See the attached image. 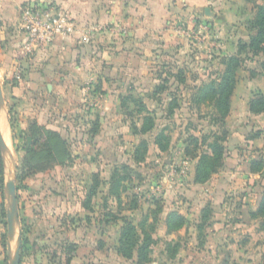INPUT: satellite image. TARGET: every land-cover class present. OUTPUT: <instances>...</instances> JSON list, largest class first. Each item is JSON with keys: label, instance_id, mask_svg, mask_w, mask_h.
Instances as JSON below:
<instances>
[{"label": "rangeland", "instance_id": "1", "mask_svg": "<svg viewBox=\"0 0 264 264\" xmlns=\"http://www.w3.org/2000/svg\"><path fill=\"white\" fill-rule=\"evenodd\" d=\"M192 41L185 52L158 64L159 68L154 71L159 81L158 92L154 89L153 101L148 106L142 103L145 111L137 104H126L123 115L128 125L140 127L147 111V116L154 120V130L144 136H135L131 147L123 145L115 155L120 158L112 165L73 167L70 162L54 166L43 157L31 158L32 155L24 152L28 142L18 138L20 134L16 131L15 144L23 150L11 146L9 125L5 121L11 159L4 156L0 176V264H8L17 246L18 233L21 239L25 233L29 240L24 245L21 240L20 261L23 264H135V253L131 260L115 254L124 226L123 218L135 226L145 224L152 238L150 260L146 264H264V236L260 230L261 220L256 215L264 190V147L256 134L264 136V113L250 115L247 108V100L252 95L264 92L259 60L248 59L245 53L232 55L231 40L224 45L229 51L221 57L218 54L221 45L214 34L206 42ZM230 58L241 61V65L235 72L238 84L230 98V112L222 117L215 102L205 99L201 89L203 85L220 81ZM2 106L8 122L18 127L13 110ZM2 117L3 113L0 121ZM161 131L169 140V143L162 140L163 145L168 143L165 152H160L153 143ZM29 132L30 125L22 131L26 137ZM223 132L227 133V138L220 144L224 147L221 169L211 174L204 184L192 183L199 160L210 157V147L223 137ZM234 132L239 135L237 142L232 137ZM41 136L47 138L43 133ZM120 139L122 136L117 141ZM143 140L148 144L145 157L143 161L134 162L132 154L137 153L138 160L144 154L142 150L139 154L135 150ZM4 150H8L7 146ZM253 160L263 162L262 169L255 174L249 169ZM29 163H35L38 171L31 172ZM69 173L81 176L83 183H65L62 178ZM11 174L15 175L16 187L15 233H8L6 220L5 181ZM46 175L51 179L44 182ZM112 175L115 179L111 183L103 181ZM38 178L42 182L34 184ZM40 184L43 185L41 190L45 187L53 195L60 196L66 191L84 193L82 205H89L91 209L84 206V213L80 215H67L54 209L44 213L38 204L37 208L29 204L25 209L23 201H32ZM110 188L112 195L109 196ZM93 190H96L95 195L90 197ZM57 201H50L55 208ZM157 209L164 210L165 214L189 210L194 214L192 219L199 220L201 228L193 231L185 227L179 233L166 235L164 213L154 214ZM82 221L87 224L101 221L106 226L77 230L74 225ZM83 233L84 238L81 237ZM76 240L79 242L75 243ZM71 248L74 250L67 263V252Z\"/></svg>", "mask_w": 264, "mask_h": 264}, {"label": "crops", "instance_id": "2", "mask_svg": "<svg viewBox=\"0 0 264 264\" xmlns=\"http://www.w3.org/2000/svg\"><path fill=\"white\" fill-rule=\"evenodd\" d=\"M258 4V0H0V116L4 114L8 126L2 105L9 106L19 134L30 123L56 133L66 142L73 167L112 165L120 158L115 155L123 145L134 144L132 125L123 115L127 107L122 104L140 101L148 106L153 101L152 92L159 84L154 76L158 64L185 52L192 40L199 43L213 34L221 45V57L229 51L224 49L228 40L232 55H236L239 43L248 44L253 34L247 23L254 18V6ZM26 5L68 14L77 25L76 33L58 37L44 50L25 57L20 21ZM86 32L88 43L82 40ZM16 72L20 73L19 80L14 77ZM8 129L12 146L16 140ZM238 136L232 133L236 142ZM48 178L46 175L43 181ZM62 180L83 183L81 176L70 173ZM38 181L42 179L34 184ZM42 186L33 193L32 201H23L25 209L31 204L44 213L50 209L67 215L84 213V193L66 191L58 196L45 187L41 190ZM52 199H58L56 208ZM175 211L187 220L188 230L199 229L200 222L192 219L191 211ZM35 225L38 228L40 224ZM70 226L67 223L68 229ZM74 226L77 230H93L106 225L82 221Z\"/></svg>", "mask_w": 264, "mask_h": 264}, {"label": "trees", "instance_id": "3", "mask_svg": "<svg viewBox=\"0 0 264 264\" xmlns=\"http://www.w3.org/2000/svg\"><path fill=\"white\" fill-rule=\"evenodd\" d=\"M259 4L254 6L255 15L254 18L247 23V28L253 34L249 37L248 44L238 45V54L245 53L247 58H260L258 62V66L261 69V77L264 81V0H258ZM248 53L251 54V57H248ZM241 61L236 60L234 58L229 59V64L227 63L225 67V71L220 78L218 83H212L209 86H202L201 91L203 92V97L205 99H212L215 102L216 108L219 110V113L222 117H227L229 114V102L230 98L235 90L237 84L236 71L240 68ZM251 73V72H250ZM253 77V75H252ZM155 92H158V87L155 88ZM133 104H137L143 111H145L144 105L140 101H131ZM123 106L126 103L122 104ZM248 112L252 115H261L264 113V94L261 92H257L247 103ZM141 118V125L137 128L136 125L131 123L132 135L133 136H143L149 134L154 129V120L150 119L147 115ZM9 123L10 130L12 132V140L15 141L14 133L17 130V127L13 126L12 123ZM22 133V132H21ZM47 136V138L42 137L41 134ZM264 133V131H263ZM226 132H223V137L221 139H217L218 141L214 143L213 146L210 147L211 155L210 157H205V159L199 160L198 165L194 171L193 182L195 184H204L211 174L216 173V171L222 167L223 165V152L224 147L220 144L224 143L227 138ZM261 134H256V137L259 138ZM24 134H20L18 138L23 139ZM26 137V136H25ZM28 145L24 148V152L26 154L32 155L31 158H40L43 157L47 163L50 165H54L59 163L58 166H65L71 162V155L68 149V146L65 141H62L56 133L45 131L39 128L35 123H30V132L26 137ZM162 140L169 143V140L164 137V133L161 131L158 135L155 136L153 142L154 145L159 149L160 152H165L168 149V143L166 145L162 144ZM263 147H264V136L262 137ZM13 147L16 150H23V148H19L15 143H13ZM148 148V144L146 141H141L140 145L135 148L138 151H144V154L141 156V159H137L135 154H132V159L134 162L143 161L146 151ZM59 150V152L57 151ZM134 150V152H135ZM40 151V152H38ZM29 170L31 172H37V165L34 163H29ZM263 162L253 160L250 163V172L255 174L262 169ZM221 169V168H220ZM3 174V161L0 155V176ZM33 174V173H32ZM115 179V176L109 179L110 183ZM111 186V185H110ZM110 195L111 193V188ZM95 191H91L90 197H94ZM83 208L88 207L91 209L89 205H82ZM154 214H162V209H157ZM257 218L261 220L260 230L264 236V191L261 195V200L258 204V208L256 210ZM144 218V217H143ZM156 220V219H155ZM123 227L120 233V238L118 242V248L116 249V254L124 259L131 260L133 258V253L136 254L135 264H146L149 262V248L152 244V238L149 233L145 230V224L139 223L138 226L133 225L129 220L122 219ZM144 221V220H143ZM187 225V220L180 215L176 211H172L165 217L164 227L166 235H171L177 233L178 231L185 228ZM201 228V226H199ZM152 227L150 226V231ZM22 245L29 242L25 233L22 234ZM74 250V249H73ZM71 250H68V257L66 259L67 263L71 261ZM20 264H23L20 261Z\"/></svg>", "mask_w": 264, "mask_h": 264}, {"label": "built area", "instance_id": "4", "mask_svg": "<svg viewBox=\"0 0 264 264\" xmlns=\"http://www.w3.org/2000/svg\"><path fill=\"white\" fill-rule=\"evenodd\" d=\"M20 29L22 32V50L25 57H30L47 48L58 38H67L76 33L77 25L68 14L54 13L49 7L26 5L21 12ZM88 43V32L82 35ZM19 80L20 73H15Z\"/></svg>", "mask_w": 264, "mask_h": 264}, {"label": "water", "instance_id": "5", "mask_svg": "<svg viewBox=\"0 0 264 264\" xmlns=\"http://www.w3.org/2000/svg\"><path fill=\"white\" fill-rule=\"evenodd\" d=\"M3 103V96L1 91V83H0V104ZM5 148V143L2 140L0 135V155L2 161L4 160L3 150ZM5 189L8 194L7 197V212H6V220H7V231L8 233H13L16 228V217L14 216V207L16 206V187H15V175H9L8 179L5 181ZM20 248H21V235L18 233L17 235V246L13 251V254L10 255L8 264H20ZM8 253H10V249H8Z\"/></svg>", "mask_w": 264, "mask_h": 264}, {"label": "bare ground", "instance_id": "6", "mask_svg": "<svg viewBox=\"0 0 264 264\" xmlns=\"http://www.w3.org/2000/svg\"><path fill=\"white\" fill-rule=\"evenodd\" d=\"M2 120L0 121V134H1V137H2V140L4 141V143H6V145H5V148H6V146H7V148H8V150H4L3 152H4V156L6 155V156H8V159L10 160L11 159V157H10V153H9V151H10V147H9V145H8V141H9V138H8V129H7V126H6V124H5V120H4V118L2 117L1 118ZM5 136V138H4V136ZM12 164V163H11ZM15 233V232H14ZM12 238V237H11ZM14 243V242H13Z\"/></svg>", "mask_w": 264, "mask_h": 264}]
</instances>
